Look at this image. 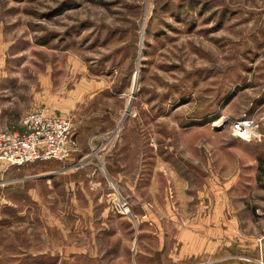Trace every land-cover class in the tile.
<instances>
[{"label": "rangeland", "instance_id": "obj_1", "mask_svg": "<svg viewBox=\"0 0 264 264\" xmlns=\"http://www.w3.org/2000/svg\"><path fill=\"white\" fill-rule=\"evenodd\" d=\"M39 108L69 152L0 160V264H264V141L230 129L264 133V0H0V124Z\"/></svg>", "mask_w": 264, "mask_h": 264}, {"label": "built area", "instance_id": "obj_2", "mask_svg": "<svg viewBox=\"0 0 264 264\" xmlns=\"http://www.w3.org/2000/svg\"><path fill=\"white\" fill-rule=\"evenodd\" d=\"M230 127L242 140L264 141V133L249 117L236 119ZM70 143V120L39 108L23 115L19 127L0 129V160L16 165L63 160L68 156Z\"/></svg>", "mask_w": 264, "mask_h": 264}, {"label": "crops", "instance_id": "obj_3", "mask_svg": "<svg viewBox=\"0 0 264 264\" xmlns=\"http://www.w3.org/2000/svg\"><path fill=\"white\" fill-rule=\"evenodd\" d=\"M31 111H32V110H31ZM29 112H30V111H29ZM52 113H53V112H52ZM220 120L222 121L223 119H222L221 117H220V118H217L216 120L210 121V124H211V123L214 124V123H215L214 121L218 122V121H220ZM221 121H220V122H221ZM7 122H8V120H7ZM7 122L5 121V123H7ZM5 123H3V124L1 123V124H0V129H4V127L6 128V126H3V125H5ZM211 125H212V124H211ZM212 126H213V125H212ZM17 127H19V123L17 124ZM7 128H8V127H7Z\"/></svg>", "mask_w": 264, "mask_h": 264}, {"label": "bare ground", "instance_id": "obj_4", "mask_svg": "<svg viewBox=\"0 0 264 264\" xmlns=\"http://www.w3.org/2000/svg\"><path fill=\"white\" fill-rule=\"evenodd\" d=\"M136 72H137V71H136ZM136 74H137V73H136ZM134 79H136V78L134 77L133 80H132V82L134 81ZM220 121H221V120H220ZM220 121L215 122L213 126H218V125L222 124Z\"/></svg>", "mask_w": 264, "mask_h": 264}]
</instances>
